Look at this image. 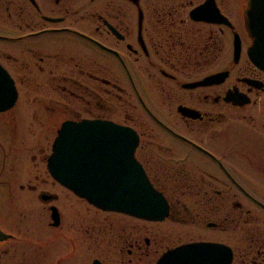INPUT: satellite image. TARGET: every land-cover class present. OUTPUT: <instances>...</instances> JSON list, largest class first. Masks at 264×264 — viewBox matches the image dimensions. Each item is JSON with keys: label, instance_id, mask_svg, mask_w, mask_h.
I'll return each mask as SVG.
<instances>
[{"label": "flooded vegetation", "instance_id": "obj_1", "mask_svg": "<svg viewBox=\"0 0 264 264\" xmlns=\"http://www.w3.org/2000/svg\"><path fill=\"white\" fill-rule=\"evenodd\" d=\"M251 3L0 0V264H264ZM83 120L136 133L162 219L52 177L59 130Z\"/></svg>", "mask_w": 264, "mask_h": 264}, {"label": "water", "instance_id": "obj_2", "mask_svg": "<svg viewBox=\"0 0 264 264\" xmlns=\"http://www.w3.org/2000/svg\"><path fill=\"white\" fill-rule=\"evenodd\" d=\"M251 9L255 40L248 55L264 69V0H252ZM137 143L131 128L112 121L65 122L54 141L48 170L57 181L98 208L162 219L167 202L135 159Z\"/></svg>", "mask_w": 264, "mask_h": 264}]
</instances>
